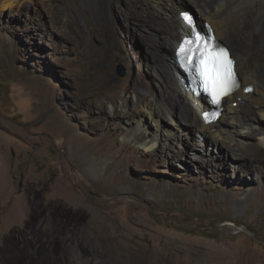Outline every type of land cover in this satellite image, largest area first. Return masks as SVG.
Segmentation results:
<instances>
[{
	"label": "rangeland",
	"instance_id": "rangeland-1",
	"mask_svg": "<svg viewBox=\"0 0 264 264\" xmlns=\"http://www.w3.org/2000/svg\"><path fill=\"white\" fill-rule=\"evenodd\" d=\"M142 8L0 0V264H264L262 146L215 147L185 125L182 142L128 137L125 85L163 94Z\"/></svg>",
	"mask_w": 264,
	"mask_h": 264
},
{
	"label": "bare ground",
	"instance_id": "bare-ground-1",
	"mask_svg": "<svg viewBox=\"0 0 264 264\" xmlns=\"http://www.w3.org/2000/svg\"><path fill=\"white\" fill-rule=\"evenodd\" d=\"M51 1L55 3L58 0ZM59 1L66 6L70 3V0ZM125 1L130 9L132 6L141 5L143 7L138 20L149 33V38H158L165 48L161 58V71L154 69L163 85L162 96L154 95L148 85L141 87L136 84L131 87L130 82L125 85V102L121 105V110L129 123H136L128 137L139 145L150 148L155 147L161 138H164L167 144L177 138L182 142L184 136L180 133V128L185 125L189 128L190 134L194 131L201 132V137L205 141L213 137L211 145L215 147L222 143L227 145L228 149L231 148L238 153H247L249 156L257 153L255 151L257 145L264 149V10L253 13L254 8H245L247 4H264V0L185 1L186 7L193 4L199 9L200 24L210 22L218 40L229 45L232 54L237 59L242 88L224 101L222 117L212 124H206L202 117V113L209 108L206 98L194 96L187 88L188 82L181 74L175 54L180 41L190 34L189 26L181 18V12L187 9L173 0L165 2L162 0ZM1 2L2 7L6 8L16 3L19 5L22 0H1ZM68 10L73 12L71 8ZM123 59L129 63L125 55ZM108 71L106 70V73ZM250 85L254 86L252 93L245 90ZM129 93L136 105L134 108L128 102ZM114 104L119 106V104ZM114 104H111V109L114 108ZM175 109L180 110L179 120L175 119ZM164 119L171 120L178 127L168 131L164 130L161 124ZM145 121L147 123L152 121L156 124V133L148 134L147 128H144ZM240 127L260 130L261 137L257 138V142L253 141L249 134L240 130ZM194 149H199L196 144H194ZM244 158L248 159V156L245 155ZM250 162L247 160L241 163L248 167Z\"/></svg>",
	"mask_w": 264,
	"mask_h": 264
},
{
	"label": "snow or ice",
	"instance_id": "snow-or-ice-1",
	"mask_svg": "<svg viewBox=\"0 0 264 264\" xmlns=\"http://www.w3.org/2000/svg\"><path fill=\"white\" fill-rule=\"evenodd\" d=\"M203 63L202 74L211 85L215 94L237 86L235 75L231 68L232 61L228 58L226 49H219L217 54L211 57V69H209V61L205 60ZM215 94L213 95V102H217Z\"/></svg>",
	"mask_w": 264,
	"mask_h": 264
},
{
	"label": "clouds",
	"instance_id": "clouds-1",
	"mask_svg": "<svg viewBox=\"0 0 264 264\" xmlns=\"http://www.w3.org/2000/svg\"><path fill=\"white\" fill-rule=\"evenodd\" d=\"M184 12V11H183ZM187 12H189V11H187ZM182 13V12H181ZM192 15H193V13H191ZM198 15V14H197ZM195 19H196V21H197V24H198V27L200 28V30L202 31V32H206L207 30H206V23H210V22H208V21H206V22H203L202 24H200V20H199V17H195V16H193ZM181 18H182V16H181ZM183 19V18H182ZM184 20V19H183ZM185 21V20H184ZM188 26H189V28H190V34L189 35H187V36H184L183 37V39L180 41V43H179V45L177 46V48H176V52H175V54H176V57H177V60H178V63H179V66H180V69H181V71L186 75V80L185 81H187L188 82V87L190 86V84H189V81H188V76H187V74H186V71L184 70V68L181 66V64H180V62H179V59H178V51H179V48H180V46H181V44H182V42H183V40H184V38L185 37H190L191 35H192V28H191V26L187 23V22H185ZM211 24V23H210ZM212 25V24H211ZM212 27H213V25H212ZM213 31H214V28H213ZM214 33H215V31H214ZM216 35V34H215ZM217 37V36H216ZM218 39V38H217ZM221 42V41H220ZM225 47H227L230 51H231V48H230V46L229 45H226V44H224L223 42H221ZM231 53H232V51H231ZM232 56L234 57V59L236 60V69H237V59L235 58V56H234V54H232ZM237 72H238V69H237ZM239 74V73H238ZM187 87V88H188ZM224 113V112H223ZM203 114V113H202ZM215 123V122H214Z\"/></svg>",
	"mask_w": 264,
	"mask_h": 264
},
{
	"label": "water",
	"instance_id": "water-1",
	"mask_svg": "<svg viewBox=\"0 0 264 264\" xmlns=\"http://www.w3.org/2000/svg\"><path fill=\"white\" fill-rule=\"evenodd\" d=\"M187 9L191 10L192 13L194 14V16H195L196 18L198 17L196 10H195L192 6H187ZM120 74H121L122 76L125 75V69L122 68V67H121V69H120ZM181 74L184 76V79L186 80V75H185L182 71H181Z\"/></svg>",
	"mask_w": 264,
	"mask_h": 264
},
{
	"label": "trees",
	"instance_id": "trees-1",
	"mask_svg": "<svg viewBox=\"0 0 264 264\" xmlns=\"http://www.w3.org/2000/svg\"><path fill=\"white\" fill-rule=\"evenodd\" d=\"M190 13H192V11L191 10H189V9H187ZM193 16H194V14H193Z\"/></svg>",
	"mask_w": 264,
	"mask_h": 264
}]
</instances>
